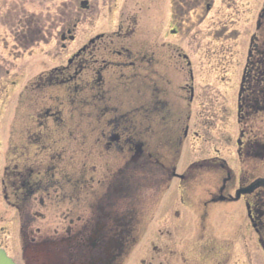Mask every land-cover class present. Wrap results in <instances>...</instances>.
Listing matches in <instances>:
<instances>
[{
	"label": "flooded vegetation",
	"instance_id": "flooded-vegetation-1",
	"mask_svg": "<svg viewBox=\"0 0 264 264\" xmlns=\"http://www.w3.org/2000/svg\"><path fill=\"white\" fill-rule=\"evenodd\" d=\"M89 1L60 0L58 47L63 51L76 47L65 63L48 58L52 64L47 65L44 58L33 65L32 54L48 42L45 34L41 40L39 30L32 35L29 27L22 33L12 32L13 59L0 57V73L11 78L10 89L18 88L19 95H26V107L34 113L28 122L25 120L28 128L23 145L9 152L10 161L2 168L0 181L3 200L12 213L6 221L8 236L12 240L19 236L22 250H35L25 253L31 259L25 264H63L41 258L52 243L46 239L55 236L58 245L65 240L72 242L68 249L72 261L67 264H77L74 259L78 253L73 251L88 243L90 250H85L86 260L80 264H114L127 253L119 250L120 246L126 244L125 239H136L142 223L155 220L157 233L171 239L172 220L180 216L182 206L196 207V222H202L209 209L213 212L238 202H243L247 228L264 253V40L253 39L233 91L234 125L226 133L222 122L226 121L229 101L219 90L208 95L197 86L188 54L172 55L169 47L174 43L168 39H162L159 47L154 39L139 38L137 10L120 8L111 27L96 31L98 17L86 14L83 19L82 11L93 15ZM199 4L200 0L195 1L194 6ZM86 18L94 24L78 35ZM175 64L181 66L179 75L173 69ZM68 103L76 114L79 106L83 109L80 111L86 117L82 126L87 128L84 135L88 143L79 141V121L67 110ZM50 121L53 131H45ZM29 127L38 130L33 132ZM65 130L71 139L62 134ZM231 143L234 165L221 156L223 146ZM62 145L75 150L85 146V153H80L88 165L75 166L73 154L67 157ZM190 155L196 158L184 163ZM207 172L215 175L212 186L202 178ZM196 173L201 176L195 178L193 189L190 181ZM175 180L176 192L169 194ZM176 193L181 206L174 210ZM167 204L173 206L171 224L159 225V217H167L154 212L162 213ZM48 207H55L58 220L65 223L52 235L42 232L37 223L46 219ZM147 207L153 210L151 218L145 215ZM235 220L241 223L237 230L234 222L240 232L242 221ZM5 228L3 225L0 230ZM151 245L141 264H174L175 251L186 264H196L190 250H172L165 241ZM113 246L118 250H111ZM0 249L13 258L7 247ZM219 249L204 250L214 258L209 264H222Z\"/></svg>",
	"mask_w": 264,
	"mask_h": 264
},
{
	"label": "rangeland",
	"instance_id": "rangeland-1",
	"mask_svg": "<svg viewBox=\"0 0 264 264\" xmlns=\"http://www.w3.org/2000/svg\"><path fill=\"white\" fill-rule=\"evenodd\" d=\"M195 1L198 0H90L93 15H90V12L87 11H82V13L83 19L87 16L86 14H88V17H98V20L93 24L97 29L96 31H99V28H107L114 24L116 13L120 8L126 11L137 10L139 19L138 35L141 33L139 38L154 39V43L159 47L163 45L162 39L172 41L174 45L169 47L172 55L176 57L177 53H186L190 56L197 86L206 90L208 95L219 90L224 98L229 101L226 121L223 120L222 122V127L227 133V131H232V125L235 121L236 100L233 91L234 88H237V83L241 78L253 39L257 36L260 41L263 42L264 40V0H200V4L194 6ZM60 5V0H0V57L13 59L10 48L13 45L14 34L25 32V27H29L32 35H36L39 30L41 33L40 39H44L45 34L48 42L46 47L41 46L32 54L30 60L32 64L34 61L44 58L48 62L47 65L52 64L49 61L51 58L53 61L58 59V63L60 60L65 63L66 58L76 47H68L67 51H63L58 47V29L62 28L57 20V10ZM73 5H77L76 2ZM174 10L177 11L173 12ZM94 13L98 15L94 16ZM93 24L87 18L83 20L79 25L78 35L87 32ZM130 48L137 49L136 47ZM179 67L181 66L178 64L173 66L175 74L182 72ZM30 70L32 71V69ZM12 72L9 71L10 74H13ZM9 80L11 78L8 79L4 72L0 73V181L2 168L10 161L11 155L9 152L17 149V146L21 147L23 145L24 130L28 128V117L30 118L34 114L31 115L32 109L26 107V98L23 100L26 95H19L18 88L15 91L10 89ZM66 106L67 110L73 111L74 107L70 103ZM80 107L77 108V114L75 113L77 111L74 110L73 112L74 118L79 121L78 130L82 134L79 141L82 143L86 142V135L84 134H87V128L82 126L85 124L86 115L82 114L80 110L83 109H80ZM50 123L51 121L45 131H53V128H49ZM35 129L36 127H32V129L29 127V130L37 132L38 128ZM62 134L71 139L70 132L65 130ZM62 134L58 133L59 136ZM231 134L233 136V132ZM62 146L65 148L67 157L69 154H73L75 166L79 167L84 163L85 166L88 165L89 161L80 153L84 152L85 146H76V150L70 149V146L67 145ZM232 146L233 143L224 145L221 156L234 165ZM214 154L211 153V155ZM194 158L196 157L190 155L188 158L186 156L183 162L185 163L187 160H193ZM66 165L69 166V164L62 163V166ZM181 168L182 166L179 165L178 170L180 171ZM197 175L200 174L196 173L190 184L195 181V178H198ZM202 178H205V183L211 184V186L215 182V175H210L208 172ZM177 183L178 180H175L169 194L174 193V190L176 192ZM191 187L194 189V185ZM193 192L192 190L190 195L191 201L195 198ZM167 195L164 197L165 200ZM178 198L179 196L176 193L174 210L180 208L179 205L181 206ZM163 204L166 205V202ZM147 208L145 215L147 218H151L153 210H150L151 207ZM195 208L191 207L189 209L187 206L180 208V216L172 220L173 235L171 239L162 238L161 236L165 233H157L155 220L149 221V219V222L142 223L136 239H125L126 244L121 245L120 248L118 247L119 250H127V253L124 254L123 258L119 256L114 264H138L141 258L150 253L151 242L161 244L164 241L172 250H190V256L195 257L192 260L196 264L213 263L214 258L208 257L209 254L204 252V250L213 248L222 250V264H264V253L257 242V237L251 232V229L247 228V220L243 216L245 213L243 202L222 206L220 207L221 210L215 209L216 211L213 212L209 209L207 216H204L207 219L206 228L203 226L205 218L202 219V222H196L198 212ZM62 209H65V207L63 206ZM171 210H173V206L168 205V209L162 211V213L154 212V215L162 214L167 217V220H162L159 217V220H161L159 225L171 224L169 219ZM45 212L47 214L46 219L43 218L37 222L41 226L42 232L45 230L46 234L52 235L55 229L58 230L65 226V223L58 220L55 207H48ZM11 214L10 208L3 200L0 186V221L4 220L3 225L6 226L3 231L0 230V246L9 249L7 251L16 263H30L31 259L26 254H31L35 250H22L19 236L15 237L14 240L8 236V223L6 221L7 219L11 220ZM59 214L60 212H58V217ZM85 215L87 217V213ZM236 218L242 221L240 232L236 231L234 226ZM188 221L191 225L186 230ZM3 225L0 223V227ZM236 226L238 230L241 223H236ZM46 240L50 241L48 244L51 241L52 243L48 245L44 255H41L42 259L47 262L63 264L72 261L69 253L71 250H68L72 245L71 241L65 240L58 245V237L56 236ZM113 242L114 240H112ZM89 248L88 243L80 245L78 250H74L75 255L78 253L76 256L78 260L74 259V262L77 264L84 262L86 260L85 250H90ZM111 250L118 249L113 246ZM181 256L179 252L176 253L175 251L174 264H186ZM190 264L193 263L190 262Z\"/></svg>",
	"mask_w": 264,
	"mask_h": 264
},
{
	"label": "water",
	"instance_id": "water-1",
	"mask_svg": "<svg viewBox=\"0 0 264 264\" xmlns=\"http://www.w3.org/2000/svg\"><path fill=\"white\" fill-rule=\"evenodd\" d=\"M0 264H16V262L7 255L5 250L0 249Z\"/></svg>",
	"mask_w": 264,
	"mask_h": 264
}]
</instances>
